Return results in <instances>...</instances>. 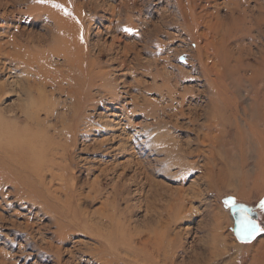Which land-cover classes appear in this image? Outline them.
<instances>
[{
	"label": "rangeland",
	"instance_id": "rangeland-1",
	"mask_svg": "<svg viewBox=\"0 0 264 264\" xmlns=\"http://www.w3.org/2000/svg\"><path fill=\"white\" fill-rule=\"evenodd\" d=\"M173 1L0 0V90L6 92L0 99V117L10 120L0 130L10 128L18 139L38 135L37 150L51 154L52 161L45 163L41 175L54 195L48 199L47 209L40 203L16 199L12 184L0 188V264H264V181L256 174V152L248 150L250 160L247 158L244 166L238 155L231 158L232 154L226 155L220 145L213 150L215 157H208L211 145L201 143L210 116L208 100L198 95L205 81L199 74L197 58L206 30L190 25L191 20L183 25L179 3ZM193 1L191 5L198 16L229 14L226 0ZM249 1L242 4L244 10L250 11L248 16H264L259 12L264 0L259 1L262 7ZM182 4L185 8L189 5L187 0ZM55 10L63 18H76L79 27L77 91L79 98L86 101L89 97L92 103L82 104L75 120L73 103L67 95L72 85L67 77L70 65L63 54L59 55L55 42L57 27L51 15ZM262 25L252 29L257 32L252 31L251 36L256 35L257 40L244 38L239 50L235 46L239 40L230 44L235 48L233 54L242 53L243 59L256 65L249 53L259 55V48L264 49ZM13 51L20 55L15 57L23 56L32 65L23 69L20 61L5 58ZM99 72L105 75L106 85L103 88L100 79H94L89 88V77ZM238 72L245 71L240 68ZM238 72L235 85L239 93L235 99L244 100L247 106L245 90L250 88V75L244 79ZM10 77L18 79L17 83L12 84ZM164 82H170L177 101L183 96L188 100L182 115L176 104L170 109L166 106L169 102L161 99L166 93ZM261 82L264 76L258 85ZM227 84L231 87L230 80ZM131 98L141 107L146 99L152 100L157 112L132 114ZM47 100L54 103L49 124H57L58 128L61 123L77 126L72 130L76 139L68 136L73 142L66 140L67 143V138L54 140L65 152L55 143H47V130L49 135L54 134L50 128L53 125L44 123ZM27 104V110L38 116L39 123H27L21 113ZM106 123L109 126L105 127ZM235 133L232 131L233 136L227 140H233ZM24 146L29 152L28 144ZM188 160L195 166L178 170L177 164H185V168ZM227 199H233L238 207L226 205ZM239 207L247 209L246 215L260 229L250 241L242 242L235 234L234 214ZM73 222L91 229L70 230L67 226L76 225ZM92 229H99L103 238L91 234Z\"/></svg>",
	"mask_w": 264,
	"mask_h": 264
},
{
	"label": "bare ground",
	"instance_id": "bare-ground-1",
	"mask_svg": "<svg viewBox=\"0 0 264 264\" xmlns=\"http://www.w3.org/2000/svg\"><path fill=\"white\" fill-rule=\"evenodd\" d=\"M226 1H227V3L225 4V6L227 8L226 11H227V14H228V12H229V14H228V16H225V17H219L218 14H215L216 12L213 14L206 13V14L198 16L196 14L195 7H193L191 5L195 1L187 0L189 5H188V7L186 6L187 8H185L184 7L185 4H182L183 0H177V2L179 3V8H180L178 13H179V15L183 21L182 24L186 25L184 22L189 23V20H191L190 25H192V23H193L195 26H197V27L201 26L202 28H204L206 30V32H203V34L199 32L200 34H202V37H203V39H205V42H203L204 45L202 44V46H200V48L198 49V55H197V58L199 61V66H200L199 67L200 68L199 74L201 75L202 80L205 81V85H204L205 88L202 91L198 92V95H203L208 100V101L205 100L203 103L206 104V101H207L206 105H207L208 110H209V112H207V114L210 116L209 117L210 119H208L207 124H205V130L206 131L203 132V141L201 144H203L204 146H208L207 144L210 143L212 150H209V152H208L209 156L206 155L209 158H211V159L213 158V156H214L213 150H215L216 147H218L220 145L222 148L226 149V150H223L226 153V155L229 154V152H230V154H232L231 158L238 155L241 159L240 163L242 166H244V164H246V159L249 156L248 150H250V149H252V151L254 150L256 152L255 155H256L257 169H258L256 174H257V177L259 180L264 181V130H261V131L257 130V128L260 126L264 128V82H261V84L258 85V81H259L260 77L264 76V74L262 72V70L264 69V49H262V47L259 48V49H261L260 51H258L259 55H256V54H254L253 51H250L249 55L256 61V65H255L252 62L246 61L245 59H243L242 53L238 52V55L233 54V52H234L233 48L234 47H233V45L229 46L233 42L239 40V44L233 43V44H235V46L239 50L243 46L241 44V40H243L244 38H251L254 41L257 40L255 38L256 35H255V37L251 36V34L253 32L255 33V31H256V30H252V29H260V25L264 24V16H261V15L259 16L256 14H255L256 16H254V14L252 16H248L249 10H244L242 8L243 7L242 4H246V3L249 4V2H250L249 0H226ZM259 1H261V0H253V3H256V6L258 4H259V6H261ZM54 8L56 9V7H54ZM54 8L52 6V9H54ZM262 9H264V6ZM262 9L259 8L260 11L259 10L258 11L261 12L262 15H264V12L262 11ZM111 10L115 13V11L113 9H111ZM236 11L239 13V14L237 13L238 15H236ZM54 12H56V13L55 14L51 13V15H52L53 20L55 21L54 24L57 27V37L55 39V42L57 43V46L60 49L59 55L63 54L64 59L68 62L67 64L70 65V69H71L69 71L70 72L69 76H67V77H69L70 81L72 82V85L69 83V85H71V87L69 86L70 89H69L67 95L69 96V98H71L72 103H73L72 104L73 107L71 105V108H72V113H73V119L75 120V119H77V109H80L82 104H86V103L91 102V101L89 102V97H88L89 94L86 95V97H88V100L83 101L82 98H79V94H78L79 92L77 91V82L79 81V80H77V39L80 38L79 37L80 35L77 36V32H78L77 30L79 29V27L77 28V22H76L77 19L75 17H74L75 20H73L71 18L67 19V18H63L57 12V10H55ZM251 12H252V10H251ZM241 13H242V15H241ZM249 13H250V11H249ZM128 20H130V19H128ZM120 24H119V26H120ZM128 26H129V22H128ZM145 27L147 28V26H145ZM262 27H263V25H262ZM120 28H122V27H120ZM126 28L128 29V27H126ZM129 28H131V27H129ZM132 28H133V26H132ZM139 29H141V28H139ZM136 30L134 29L132 31H136ZM149 30H151V29H149ZM144 31H145V28H144ZM144 31L142 32V35H143V33H145ZM135 33H137V31ZM78 34H80V33H78ZM260 34H261V37L264 38V32L262 31ZM142 35H140V36H142ZM193 35H194V33H193ZM81 36H82V32H81ZM137 36H138V34H137ZM142 37H140V38L142 39ZM259 37H260V35H259ZM258 40H260V39L258 38ZM259 42L261 44V42H263V41L260 40ZM252 44H254V42ZM55 45L56 44H54V46ZM23 46H25V45H23ZM197 46H198V44H197ZM256 46H258V45H256ZM20 47L21 46L18 45L16 48L20 49ZM128 47H130V46H128ZM81 48H82V46H81ZM83 48H85L84 43H83ZM243 48L247 49V47H243ZM259 49H257V50H259ZM13 52L14 53H11V52L8 53L5 56V58L10 59V60L13 59L14 61L17 60L16 62L20 61V63H21L20 66L23 69H24V67L29 68L32 65V63L29 60L23 59L24 57L22 55H21L22 58H20V59L15 57V54H17V52H15V51H13ZM128 52L129 51H127V53ZM5 53H7V52H5ZM1 54L3 55L4 52H2ZM18 56H20V55H18ZM10 60L8 61V63H10V62L12 63V61H10ZM153 62H155V61L153 60ZM4 65H5L4 68L7 67L6 64H4ZM260 66H262V68H261L262 70L260 69ZM18 68H19V66H18ZM124 68H126V67L124 66ZM240 68L245 72L239 73L238 71ZM30 70H28V71H30ZM23 71H25V70H23ZM89 72H90V70H89ZM236 72H238V74L240 76H242L244 79H247L248 74L250 75V77H249L250 88L245 90V93H246L245 97L249 101L247 106L245 105L244 100L237 101V99H235V96L239 93V88L236 87V85H235V83H236L235 73ZM25 73H27V72H25ZM91 76H93V78L91 79L89 77V79L87 81L89 84L88 85L89 88L92 87L91 85H92V83H94V79H96V81H98V79H100V82H101L100 86H103V88H104V86L106 84H104L105 83V80H104L105 75L103 73L101 74V72H99V73H95L94 75H91ZM9 79H10L9 81L12 84L13 83L16 84L17 81H15V80H18V79L14 80L11 77ZM66 79L68 80V78H66ZM62 80H60V81H62ZM227 80L231 81V87H229V85L227 84ZM60 81H58V82H60ZM164 84L166 86L164 85L163 88L166 90V93H165V96L161 99H164L165 102L170 103V104L168 103L169 106H168V104L166 105L167 108L169 107L171 109L172 107H174V104H176V106L178 107V108H176L177 111L179 112V114L182 115L184 113V110H183L184 104H186L185 102L188 100H186V98L183 96V97H181V101H177L175 91L170 87V82H164ZM239 86H240V84H239ZM1 90H0V99L6 93V92L3 93ZM3 91H4V89H3ZM112 94H114V93H112ZM191 94L193 95V93H191ZM29 95H30V93H29ZM177 95L180 96L182 94L180 92V95L179 94H177ZM110 96L113 99L115 98L114 95L110 94ZM232 96H234V98H232ZM30 97H31V95H30ZM30 97H28V98H30ZM48 97L49 96H47V99H48ZM90 99H92V96ZM113 99H112V101H113ZM115 99H118V98H115ZM132 99L133 98H131V100ZM31 100H32V98H31ZM38 100H40V99H38ZM92 100H94V99H92ZM133 100H134V102H133L134 109L132 110V114H135L136 112H139V111L146 113L147 111H150V110L153 113L157 112V104L155 102H153L152 100L146 99L145 100L146 103L144 104L143 107L138 105L137 100H135V99H133ZM161 102H163V101H161ZM32 103L30 104L31 106H32ZM53 105H54V103L52 102V100L51 101L47 100L46 109H45L46 119H45L44 123L46 121L48 122L49 120L50 121L53 120V114H54V109H53L54 106ZM199 105L200 104H198V106ZM201 105H202V103H201ZM88 106H90V105H88ZM25 107L26 108H24V111L22 110V112H21V110H20V112L27 119V123L28 124H29V122L39 123V120L37 119L38 116L35 117V115L30 114L29 110H27V108L29 109L28 104ZM77 107H79V108H77ZM81 110L82 109H80V111H78V112L81 113ZM151 112H149V113H151ZM0 113H2V112H0ZM36 113H37V111H36ZM114 115L116 117L118 114H112V116H114ZM117 117H119V115ZM0 118H2V117H0ZM232 118L234 119V121L232 120ZM190 119H192V118H190ZM1 121H2V123L0 125V128L2 127V125L4 123H7L10 120L8 118H2ZM111 122H114V121L112 120ZM48 124H49V122H48ZM51 124L52 123H50L49 125H51ZM53 126L52 127L50 126V128H53L52 129L54 132L53 135L52 134L49 135L47 133L48 130L46 132L47 143H50V144L55 143V141H54L55 138L56 139L62 138V141H63V139L67 138V139H65V141L67 140L70 142L71 140H68V138H69L68 136H70L73 140L76 139L77 134H76V132H74L72 130H73V128L76 129L77 126L72 128V126H70V124H68V126H62V123L60 126L61 128L60 127L58 128L59 125L57 127H55V126L53 127ZM107 126H109V123L105 124V127H107ZM86 127H88V126H86ZM111 130H113V129H111ZM232 131L236 132L234 135L235 137H233V140L228 141L227 139L230 138L231 135L233 136ZM2 132H4V133H2ZM14 132H12V130H10V128L8 130H6V132H5V130L4 131L0 130V188H2V186H4L5 184H10V185L12 184L14 186V192H12V193L15 194L16 199H19V200L24 199V201L29 200L30 202L33 201L34 202L33 205H35V204L38 205V203H40V206L49 209L50 205H48L47 201L49 198L53 197L54 195L52 194V192L49 193V188H47L45 185V179H44V176L41 175V171L43 168H45L44 166H45L46 162H48L49 160L52 161L51 154L49 151H44L43 153H41L42 150L40 152L37 150V146L35 145V142L38 139L37 134H33L31 137L27 136L28 138H26L24 136L22 138L23 139L22 140L21 137H19L20 139H18ZM24 133H26V132H24ZM42 139L44 140L43 144H45V142H46L45 139L44 138H42ZM19 140H21V141H19ZM18 142H19V144H18ZM25 142H28V143H25ZM66 142H65V144H66ZM71 142H73V141H71ZM24 144H28L29 152L25 151L23 149V147L25 148ZM55 145L57 148H59L61 146V144H59V143H55ZM68 145L69 144H66L65 146L68 147ZM167 145L164 144V147L165 146L167 147ZM69 146L71 147V145H69ZM67 147L65 149H67ZM51 149H50V151H51ZM59 149L62 151L64 150L62 148H59ZM172 149H175V148H172ZM172 149H171V151H172ZM175 150H173V152H175ZM166 151H169V150L166 149ZM64 152H65V150H64ZM177 153H179V152H177ZM202 153L205 155V152H200V154H202ZM252 153L254 154V152H252ZM255 155H254V157H255ZM225 157H227V156H225ZM40 158H42V160ZM177 158H178V155H176L175 159H177ZM227 159L228 158H226V160ZM248 159L250 160V158H248ZM228 160H230V159H228ZM212 161H215V160L213 159ZM187 162H188L186 164L187 166L185 168H183L185 166V164L179 165L178 161H176V163H178L177 166H179V168H180L178 170H180V171L186 170L188 166L189 167L195 166V164H193L194 162L191 163L189 160ZM214 163H216V162H214ZM209 164H211V163H209ZM52 166H54V165H52ZM213 166H214V164H213ZM48 172H49V170H48ZM181 172H183V171H181ZM0 190H2V189H0ZM47 209H46V211H47ZM74 224H76V225H74V226L68 225L67 227L70 228V230H72V229L77 230V228H79V229H84L87 231L88 229H91L89 226H84L81 222L74 223ZM62 225H64V223H62ZM57 231L59 232V230H57ZM93 232H94V229L91 230V234H93ZM94 233H96L99 238H103V236H102L103 234L100 232L99 229L97 232H94ZM60 237H62V236H60ZM104 242H106V241H104Z\"/></svg>",
	"mask_w": 264,
	"mask_h": 264
},
{
	"label": "water",
	"instance_id": "water-1",
	"mask_svg": "<svg viewBox=\"0 0 264 264\" xmlns=\"http://www.w3.org/2000/svg\"><path fill=\"white\" fill-rule=\"evenodd\" d=\"M234 219H235V224H236L235 234L239 238L240 241L245 242V241H250V240L255 238V236L259 232V227L257 226V224L255 222L250 220L252 222V224L255 225V230L252 231L251 233H248V232L242 230L241 216H240L239 212L234 214Z\"/></svg>",
	"mask_w": 264,
	"mask_h": 264
},
{
	"label": "snow or ice",
	"instance_id": "snow-or-ice-1",
	"mask_svg": "<svg viewBox=\"0 0 264 264\" xmlns=\"http://www.w3.org/2000/svg\"><path fill=\"white\" fill-rule=\"evenodd\" d=\"M59 7V5H57ZM225 204L232 207V208H237L238 206L236 205L235 201L233 199H227L225 201ZM247 209L244 207H239V214L241 216V227L243 231H246L248 233H251L252 231L255 230V225L252 224L248 216L246 215Z\"/></svg>",
	"mask_w": 264,
	"mask_h": 264
},
{
	"label": "flooded vegetation",
	"instance_id": "flooded-vegetation-1",
	"mask_svg": "<svg viewBox=\"0 0 264 264\" xmlns=\"http://www.w3.org/2000/svg\"><path fill=\"white\" fill-rule=\"evenodd\" d=\"M235 220V219H234ZM260 230V229H259Z\"/></svg>",
	"mask_w": 264,
	"mask_h": 264
}]
</instances>
